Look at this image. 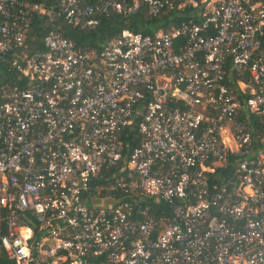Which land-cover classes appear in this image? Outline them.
I'll use <instances>...</instances> for the list:
<instances>
[{"label":"built area","instance_id":"1","mask_svg":"<svg viewBox=\"0 0 264 264\" xmlns=\"http://www.w3.org/2000/svg\"><path fill=\"white\" fill-rule=\"evenodd\" d=\"M50 3L0 0L4 257L264 264V0ZM109 14L154 30L84 52L50 33L6 65L34 18L91 29Z\"/></svg>","mask_w":264,"mask_h":264},{"label":"trees","instance_id":"2","mask_svg":"<svg viewBox=\"0 0 264 264\" xmlns=\"http://www.w3.org/2000/svg\"><path fill=\"white\" fill-rule=\"evenodd\" d=\"M42 7H48L52 3V0H30ZM146 24L142 27L141 24ZM154 24L149 25V22L140 17L139 15L123 16L116 14H109L107 16H102L99 22L91 29L85 27H73L66 24L62 18L48 17L47 15L34 18L30 24V29L25 36L23 44L20 48L6 53L4 58L6 59V65L10 64L12 61H18L20 56L23 54H31L35 52H42V39L44 36L50 33H58L63 38L69 40L73 49L78 52L84 51H98L101 44L115 35H117L121 30L125 29L130 32H139L143 35L151 34L154 30ZM262 39V46L264 47V37ZM2 56V57H3ZM7 77V76H6ZM249 119L255 122V118L250 115ZM137 120L134 121L136 124ZM135 125L132 127H126L123 133L120 134V139L123 145L130 150L138 143V136L134 131ZM128 138H133V141H127L123 138V135ZM124 149L126 150V148ZM225 171L218 170V173H224ZM0 264H12L8 261L2 252H0Z\"/></svg>","mask_w":264,"mask_h":264},{"label":"water","instance_id":"3","mask_svg":"<svg viewBox=\"0 0 264 264\" xmlns=\"http://www.w3.org/2000/svg\"><path fill=\"white\" fill-rule=\"evenodd\" d=\"M29 222V224L31 225V226H33V223L32 222H30V221H28Z\"/></svg>","mask_w":264,"mask_h":264}]
</instances>
